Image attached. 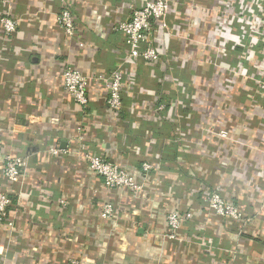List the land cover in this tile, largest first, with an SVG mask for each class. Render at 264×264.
I'll list each match as a JSON object with an SVG mask.
<instances>
[{
    "label": "crops",
    "instance_id": "1",
    "mask_svg": "<svg viewBox=\"0 0 264 264\" xmlns=\"http://www.w3.org/2000/svg\"><path fill=\"white\" fill-rule=\"evenodd\" d=\"M192 3H173L165 31L153 25L164 56L149 66L129 57L115 28L140 0H0V14L9 5L17 20L11 35L0 28L3 149L22 160L18 182L0 173L13 222L0 226V264H264V85L254 80L264 79V41L238 19L249 8L250 20L261 17L264 0ZM64 8L73 36L56 23ZM66 67L88 77L86 107L66 93ZM116 69L125 86L113 112L106 82ZM216 122L232 129L224 147L210 134ZM85 152L126 168L143 188H107ZM215 188L247 222L208 210ZM106 202L112 219L101 216ZM171 210L192 214L176 239L167 236Z\"/></svg>",
    "mask_w": 264,
    "mask_h": 264
},
{
    "label": "built area",
    "instance_id": "2",
    "mask_svg": "<svg viewBox=\"0 0 264 264\" xmlns=\"http://www.w3.org/2000/svg\"><path fill=\"white\" fill-rule=\"evenodd\" d=\"M177 1L180 0H140L139 6L133 9L131 16L128 19L120 21L115 26L116 30L124 36L128 45L130 58L141 59L149 66L157 65V63L160 62L164 55L161 54L153 44L151 38L152 27L156 23L161 30L163 29V31H165L167 29L165 18L173 3ZM191 1L194 3V0ZM219 6L227 9L225 3H221ZM5 7V11L3 10L0 14V28L1 31L8 36L15 32L17 28V20L11 15L9 5H5ZM247 12H249V14L241 17L238 16V19L244 21V23L250 27V36H254L256 42L257 37L259 36H262L261 39L264 41V9H260V12L263 14H261V17H255L254 21L250 20V17L253 16V10L249 8ZM218 14H220V11ZM222 15L219 16V22L223 24ZM56 23L63 29L66 35L73 36L75 26L69 9L64 8L57 14ZM253 49L254 48L252 47V55ZM258 69V73L264 76L263 61H260ZM254 80L257 84L264 85V79L260 80L258 76H256ZM88 81V77L76 68L66 67L62 71V82L66 93L73 101L82 107H86L89 101L87 92ZM235 81H237V79ZM227 82L231 83L232 79L229 77ZM106 83L108 88L107 105L113 112H118L122 107V92L125 86L123 72L120 69L112 71ZM165 106V103H161L157 106L156 110L163 111ZM222 136L226 137L225 131H222ZM78 139L81 141L80 147L83 149L82 137H79ZM51 151L53 154L58 153L56 148ZM0 154V173L2 177L7 183L18 182L21 176L22 160L19 157L4 152L1 120ZM83 156L87 161L89 170L95 175L102 177L104 185L107 188L123 189L133 193H138L143 188L142 184L136 181L126 168L112 162L106 157L88 152H85ZM151 168L152 166L149 163L142 164V170L144 172H148ZM10 204L11 199L9 194L0 190V226L13 228V222L7 219V211ZM207 206L208 210L217 217L233 221L247 222L238 205L233 201L224 198L221 194L220 188H215L211 191L207 199ZM114 213L115 211L112 204L106 202L102 207L101 216L106 219H112ZM191 215V213L183 212L181 210L169 211L166 217L168 238L176 239L179 236L178 232L181 224L185 220H189Z\"/></svg>",
    "mask_w": 264,
    "mask_h": 264
},
{
    "label": "rangeland",
    "instance_id": "3",
    "mask_svg": "<svg viewBox=\"0 0 264 264\" xmlns=\"http://www.w3.org/2000/svg\"><path fill=\"white\" fill-rule=\"evenodd\" d=\"M216 110L218 112H221V110H219L218 107L217 108L216 107L213 108L211 110V112L213 113V115H217V117H218V112H214ZM212 127L213 128L210 131V134L212 135L213 139L218 141V143H221L222 147H224L225 143H229V141H231V138H232L231 131H232V129H226L222 122H216V123L212 124ZM222 131L226 132V137L222 136ZM208 135H209V131H208Z\"/></svg>",
    "mask_w": 264,
    "mask_h": 264
},
{
    "label": "trees",
    "instance_id": "4",
    "mask_svg": "<svg viewBox=\"0 0 264 264\" xmlns=\"http://www.w3.org/2000/svg\"><path fill=\"white\" fill-rule=\"evenodd\" d=\"M161 103H163V102L158 103V105L161 104ZM120 110H121V109H120ZM120 110H119V111H120ZM107 159H108V158H107ZM112 162H113V161H112ZM235 204H236V203H235Z\"/></svg>",
    "mask_w": 264,
    "mask_h": 264
}]
</instances>
